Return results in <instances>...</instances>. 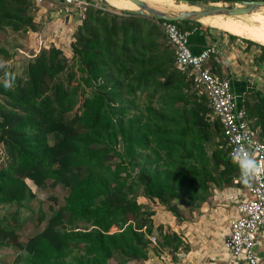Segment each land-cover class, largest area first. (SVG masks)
I'll list each match as a JSON object with an SVG mask.
<instances>
[{"label":"trees","instance_id":"1","mask_svg":"<svg viewBox=\"0 0 264 264\" xmlns=\"http://www.w3.org/2000/svg\"><path fill=\"white\" fill-rule=\"evenodd\" d=\"M33 6L29 0H0V31L37 30ZM113 10L84 6L69 43L75 70L53 45L26 60L24 78L0 63V144L6 155L0 204L16 207L33 196L24 179L66 189L63 204L24 243L12 227L0 226V247L24 250L27 264L145 260L153 211L137 195L180 220L179 205L196 207L210 185H242L219 121L209 120L206 99L189 90L187 73L174 65L157 24L161 19ZM172 22L180 30L200 24ZM244 42L260 48L256 59L263 63L264 46ZM7 53L0 46V62ZM5 81L11 87L4 88ZM137 97L145 99L142 107ZM244 99L246 118L264 139V90H249ZM130 165L137 167L136 176L127 172ZM160 237L159 248L183 245L173 231ZM70 244L75 252L69 262Z\"/></svg>","mask_w":264,"mask_h":264},{"label":"rangeland","instance_id":"2","mask_svg":"<svg viewBox=\"0 0 264 264\" xmlns=\"http://www.w3.org/2000/svg\"><path fill=\"white\" fill-rule=\"evenodd\" d=\"M108 1L110 2L111 0ZM144 1L147 4L156 3L162 5H171L170 0ZM95 2H98L97 4H101L100 7L102 6V8L104 7V9L107 10L110 7L114 9L113 11L125 10L114 8L113 4L119 7L124 6V8H133L127 2H125V4L123 5L111 1L110 3L112 6L110 4H103L99 0H96ZM33 7H31V14L33 21L38 25L37 30L13 32L10 31L9 28H6V30L4 31L5 34L0 31V46H3L8 51V56L6 60L1 61L0 63L10 65L15 74L24 78L26 60L29 59L30 56H32L34 53H36L39 47L47 48L50 45H53L55 47L56 45H58L59 47L57 48L62 51V54L68 60V68L71 66V70H75L76 65L74 61L70 59L71 52L68 46L66 44L64 45L62 43H58V41H56L58 37H54L55 33L56 35L60 34L59 32H61L62 30L59 31L58 29H60L59 27H63V24L65 22L58 20L55 22L49 21L42 25L41 19L38 20L37 18V21H35V8ZM47 8L45 7L46 13L43 16L44 20H52L53 18H51L50 12L47 10ZM156 9L168 11V9H164L161 7H156ZM261 9L264 8H260L258 9V11H260ZM59 13V11L56 12V17L62 20V14ZM257 13L258 12H253L252 14L249 13L250 15L242 14L229 17L238 18L243 21L245 19H248L250 22L257 15ZM258 14L264 15V11ZM221 16L227 17L223 15ZM59 24L61 25L59 26ZM72 31L73 28L71 32ZM70 39L72 40V38ZM252 47L256 48V46L253 45ZM262 71H264V69L258 68L256 75L258 77H261L262 74H264V72ZM0 80L3 81V77L0 76ZM262 86H264V84H260L259 89L262 88ZM4 88L6 87L4 86ZM189 90H192L191 85L189 87ZM144 101L145 99L143 97H137L135 102H137L138 105L142 107ZM127 111L130 112V108ZM208 116L209 120L214 119L211 113H209ZM116 148L120 151V144L117 145ZM5 158L6 155L4 153V149L0 144V165L4 164ZM116 160L117 159L115 158L112 160V162H115ZM137 170L138 169L135 166L130 165L127 167V172H130L132 176H136ZM24 181L33 194L31 198L23 200L16 207L15 205L0 204V226L7 225L12 227L14 234H16L17 236V240L22 243H24L26 239L29 238L31 235L41 230V228L45 224L46 219L51 214L52 209H55L58 206L62 205L64 201L63 198L66 195V189L64 187L60 185L50 186L49 180H47L46 184L42 187H36L28 179H24ZM241 184V186L233 185L222 188L210 185L208 196L205 202H200L196 207L179 205V210L181 214L180 220H177L175 218L172 219V217H170L169 215L170 212L167 213L164 211L159 214L160 217L150 216L152 225L158 222L159 220H164L163 223H159L161 227L158 230L154 229V227L158 225H153V231L150 234L151 236L149 237L151 243L148 244V249H152L153 251L149 250L147 252V258L145 260L128 262V264H168L169 262L172 263L171 261H169L171 259H174L171 254L178 258V255L176 253H179L181 255V252L185 251V249H190V254L187 259L183 261L179 260V264H184V262H186L187 264H231L230 255L228 252H226L222 245V235L227 230L228 220L233 216L232 212L236 206V203L241 198H243V192L245 191L246 187V179H242ZM136 201L138 203L145 204L149 209L154 211V213L155 207L158 206L157 201L148 200L144 197H140V195L136 196ZM161 208L162 210L165 209L163 206ZM168 220L170 221L169 225L166 222ZM79 226L81 225L79 224ZM174 229L176 231L173 232L178 234L180 237L184 238L183 245L179 246L180 249L171 250L167 247L159 248L157 240H159V238L161 239L160 235L166 234L167 232H172V230ZM69 248L72 249L71 244ZM74 252L75 250L72 249V252L67 255L66 259H70L71 255L74 254ZM27 256L28 255L24 250H20L16 247H0V264H27ZM69 259L68 261L70 262ZM174 261L177 260L174 259ZM108 264L117 263L113 259H110L108 261Z\"/></svg>","mask_w":264,"mask_h":264},{"label":"built area","instance_id":"3","mask_svg":"<svg viewBox=\"0 0 264 264\" xmlns=\"http://www.w3.org/2000/svg\"><path fill=\"white\" fill-rule=\"evenodd\" d=\"M33 5L43 0H29ZM208 3L231 2L239 0H206ZM66 6L80 8L82 13L87 3L82 0H63ZM158 26L166 43L173 50L174 65L187 73L192 91L206 99L211 115L221 126L228 157L232 158L235 149L243 147L257 161H264V139L257 136L246 118L244 95L233 92L229 81L214 73L206 66L210 54L214 53L211 46L194 54L188 42V30H180L169 20L161 19ZM241 198L234 208L233 216L228 220V232L223 238V248L230 254L234 262L257 264L259 257L256 248L264 244V173L251 176Z\"/></svg>","mask_w":264,"mask_h":264},{"label":"crops","instance_id":"4","mask_svg":"<svg viewBox=\"0 0 264 264\" xmlns=\"http://www.w3.org/2000/svg\"><path fill=\"white\" fill-rule=\"evenodd\" d=\"M82 1L87 4L95 5L97 7H100L101 5V4H97L98 2H95L96 0L94 1L82 0ZM119 1H122L123 5L125 4L124 0H119ZM170 1H171L170 2L171 5L168 4V5L159 6V7L168 9V11L195 9L194 6H191L190 4L187 3V0L186 1L185 0H170ZM42 2L43 3L34 5L35 6V17H34L35 21H37L36 20L37 18L38 20L41 19L42 25H44L45 23L49 21L55 22L58 20V21L65 22L63 24V27H59L60 29H58L59 31L62 30L61 32H59L60 34L56 35V33L54 32L55 33L54 37H58V39H56L58 43H62L64 45L66 44L69 48V43L71 41L70 38H72L71 33L74 31L75 27L79 23L80 17L82 15V13L80 12V8L71 6L69 7L71 8V11L65 12L64 7L66 5L63 2V0H43ZM198 2L202 4H214V5L222 4L221 2L208 3L206 0L198 1ZM107 4L109 3L107 2ZM224 4L232 5L231 2H226ZM45 7L46 8L48 7L47 10L50 12V16L51 18H53L52 20H47V19L44 20L43 16L46 13ZM72 7H74L73 11H72ZM122 8H124V6H122ZM55 11L56 12L59 11L60 12L59 14H62V20L56 17ZM263 11L264 9H261L260 11L257 10L256 12L260 13ZM232 20L235 22H233ZM189 21H197L200 23L198 26H193L190 30H188L189 34L187 38H188L189 47H190L191 52L196 54L207 46L213 47L214 53L210 54L209 58L206 61V66L214 73L226 78L229 81L233 92L244 95L249 90H258V91L264 90V86H262V88L259 89V85L264 84V74H262L261 77H258L256 75L258 68L264 69V64H263L264 62L259 63L258 59H256L257 54H259L260 52V48L255 44L246 45V43L243 41L244 39H248V40L253 41L256 44H260L263 46L264 44L263 43L261 44L260 41L258 42L257 39L255 38L253 39V37L249 35L246 36L247 34L245 35L244 33L237 32V31L233 32V30L231 31L226 26H224L225 24H231L234 27H237L239 29L242 27L241 29H243L244 25H247L249 27L250 22L248 21V19H245L243 21L238 18H233L229 16L222 17L221 15H216V16H211V17L210 16L201 17L199 19H194V20H189ZM60 25L61 24H59V26ZM72 28H73V31L71 32ZM229 35H233L234 38H231ZM252 45L256 46V48L255 47L253 48ZM56 47H59V46L56 45ZM254 131L257 134L258 130L254 129ZM247 182H248V179H246V183ZM229 188H234V187H229ZM159 205L160 204L158 203V206L155 207V213L153 211V214L151 215L152 217L154 216L160 217L159 214L162 211L169 213V211L165 210L164 208H163L164 210H162L161 208L162 205L160 206ZM232 213H234V210ZM169 215L170 217H172V219L175 218L173 215H171V213H169ZM163 222L164 220H159L153 225L154 226L160 225L159 223H163ZM166 222L169 225L170 221L168 220ZM172 231H176V230L174 229ZM227 232H228V225H227L226 232H224V234L222 235V242ZM181 239L184 241L183 237H181ZM178 249H180V247H178L177 250ZM256 250H257V255L260 259L257 264H264V244L263 245L261 244L259 247L256 248ZM176 254L178 255V258H176L173 254L171 255L177 261H174V259H171L169 261H171L172 263L169 262L168 264H179V260L183 261L187 259L190 254V249H185V251L181 252V255L179 253H176ZM230 259H231L230 261L231 264H244L242 261L234 262L231 256H230ZM184 264H187V263L184 262Z\"/></svg>","mask_w":264,"mask_h":264},{"label":"water","instance_id":"5","mask_svg":"<svg viewBox=\"0 0 264 264\" xmlns=\"http://www.w3.org/2000/svg\"><path fill=\"white\" fill-rule=\"evenodd\" d=\"M99 1L103 4H107L106 0ZM129 1L132 2L136 7L135 9H125L130 13L169 21L194 20L199 19L201 17L214 15L237 16L242 14H249L260 8H264V0H239L238 3L235 5L202 4L196 0H187V3L191 6H194L195 9L162 11L148 5L143 0Z\"/></svg>","mask_w":264,"mask_h":264},{"label":"bare ground","instance_id":"6","mask_svg":"<svg viewBox=\"0 0 264 264\" xmlns=\"http://www.w3.org/2000/svg\"><path fill=\"white\" fill-rule=\"evenodd\" d=\"M109 4H111L110 2L113 1V2H116L118 4H123L122 1H119V0H111L110 2L108 0H106ZM125 2H127L130 6H132L133 8H122V7H119L115 4H113L114 7L118 8V9H135V5L130 2L129 0H124ZM153 3V2H152ZM152 7H159V6H164L162 4H156V3H153V4H148ZM177 8V7H176ZM257 11V10H256ZM256 11H253V12H256ZM251 12V13H253ZM250 13V14H251ZM216 16V15H214ZM211 17V16H210ZM252 18V17H250ZM210 19V18H209ZM203 20V19H202ZM212 20V19H211ZM209 21V20H208ZM233 21V20H232ZM249 21V20H248ZM247 21V22H248ZM230 22V21H229ZM235 22V21H233ZM238 23V22H237ZM224 26H226L228 29H230L231 31L233 30L234 31H237V32H241V33H244L246 36H251L253 37V39H257L258 42L260 41L261 44L263 43L264 44V15H261V14H258L253 18L252 21H250V24H249V27L247 25H244L243 29H239L237 27H234L232 26L231 24H225ZM241 26V25H239ZM240 35V33H239ZM244 36V35H243ZM257 42V41H256Z\"/></svg>","mask_w":264,"mask_h":264},{"label":"clouds","instance_id":"7","mask_svg":"<svg viewBox=\"0 0 264 264\" xmlns=\"http://www.w3.org/2000/svg\"><path fill=\"white\" fill-rule=\"evenodd\" d=\"M4 86L8 88L11 87V84L5 81ZM232 158L240 166L242 179L259 176L261 173H264V161H257L243 147L235 149L232 153Z\"/></svg>","mask_w":264,"mask_h":264}]
</instances>
